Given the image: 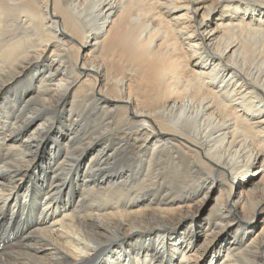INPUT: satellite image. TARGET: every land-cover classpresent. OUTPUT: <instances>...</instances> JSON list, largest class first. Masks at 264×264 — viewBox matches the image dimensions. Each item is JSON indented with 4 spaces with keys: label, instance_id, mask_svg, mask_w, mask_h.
<instances>
[{
    "label": "bare ground",
    "instance_id": "bare-ground-1",
    "mask_svg": "<svg viewBox=\"0 0 264 264\" xmlns=\"http://www.w3.org/2000/svg\"><path fill=\"white\" fill-rule=\"evenodd\" d=\"M90 1L0 0V264H264V0Z\"/></svg>",
    "mask_w": 264,
    "mask_h": 264
},
{
    "label": "rangeland",
    "instance_id": "rangeland-1",
    "mask_svg": "<svg viewBox=\"0 0 264 264\" xmlns=\"http://www.w3.org/2000/svg\"><path fill=\"white\" fill-rule=\"evenodd\" d=\"M99 1H97V0H91L88 4H86L84 7H82L81 9H79L78 11H73V13L74 14H76L77 16H78V18H79V20H80V24H81V26H83V28L86 30V31H91V32H93V31H95L96 29H98V28H100L101 27V20L99 19V16H98V13H97V6H98V3ZM91 12V13H90ZM95 16V17H94ZM88 18V19H87ZM200 18V17H199ZM198 17H197V19H199ZM99 19V20H98ZM213 21H215V20H213ZM100 26V27H99ZM93 29V30H92ZM143 35H145V33L143 34ZM254 39L256 40V37H254ZM251 40V39H250ZM260 43H259V42ZM250 42V41H249ZM249 42H248V45L250 46V44H249ZM253 44H251V46L253 47V49H257L258 50V53H256L257 51H255V50H253V51H251L252 50V47L250 46V51L251 52H247L245 55L246 56H244V53L243 54H240L239 56H237V57H240V58H237L236 57V59H235V64H234V66L236 65V68H237V71H239V72H241V75H243V74H245V75H250L249 77H251V79L252 78H255V76H257V78H255V79H257L259 82H262L263 83V80L264 79H261V78H264V72H261V68H262V70L264 71V60L262 61V59H264V56H262L261 57V54H262V50H263V47H264V42L262 43V40H258V38H257V41H254L253 40V38H252V41H251ZM259 43V44H256L255 45V43ZM261 44H263V47H261L262 45ZM258 47H261V49L262 50H260V48H258ZM259 51H260V54H259ZM252 52H253V54H252ZM247 54L250 56V58L247 60ZM242 55H243V57H242ZM257 55H260V56H257ZM245 57V58H244ZM262 59H261V58ZM253 59V60H252ZM238 60V61H237ZM238 62V63H237ZM263 62V63H262ZM261 65H263V66H261ZM247 66V67H246ZM243 68V69H242ZM247 68V69H246ZM241 69V70H240ZM244 71V72H243ZM258 73H260V74H258ZM255 75V76H254ZM261 76V77H260ZM229 78V77H228ZM259 78L261 79V80H259ZM233 81V80H232ZM231 81V82H232ZM218 82V81H217ZM226 82V81H225ZM234 82V81H233ZM224 85L225 84H222V85H219L220 87H217V90H219L218 88H220V90H222L223 89V87H224ZM229 90V89H228ZM223 92H225V91H223ZM264 99V98H263ZM256 100H254V102H255ZM246 104V103H245ZM263 103H261L260 105H262ZM246 105H248V104H246ZM260 105H258V106H260ZM188 107V108H187ZM190 107V108H189ZM192 107H193V109H192ZM184 109H186V110H184ZM188 109V110H187ZM182 110V112H180ZM195 110V111H194ZM239 110H241V109H239ZM188 112V113H186V112ZM202 111V110H198L197 111V108L195 107V105L194 106H185V107H183L182 109H179V111H178V115L181 113V115L180 116H182V117H184L183 119H185L186 120V117H187V120H188V123H187V121H185L184 120V122H186L187 124H188V126H189V128L191 129V131H192V133H194L195 132V134H200L201 132L200 131H202V134L201 135H203V133L205 132V133H208V134H205V135H209V131H211V128L213 127V129L215 128V125H214V123L212 122V121H214V120H212V117H208L207 115H205V113L204 112H200ZM196 112V113H195ZM200 113V115H198ZM240 113H242V112H240ZM189 114H190V116H189ZM191 114H192V116H191ZM202 114H203V116H202ZM198 117H196V116ZM195 116V117H194ZM200 116V117H199ZM190 117H191V120H190ZM203 118V119H202ZM181 119V118H180ZM183 119H181V121L183 120ZM214 119V118H213ZM190 121V122H189ZM203 121V122H202ZM206 121V122H205ZM203 123V124H202ZM211 125H209V124ZM216 123H217V121H216ZM190 124V125H189ZM208 126V127H207ZM206 128V129H205ZM207 130V132L205 131V130ZM212 129V130H213ZM194 131V132H193ZM194 134V135H195ZM219 135V133H217V134H215V135H211L210 136V139H213V137H216V136H218ZM219 138V137H218ZM216 140H218V139H216ZM226 142V141H225ZM218 144H220V143H217V145ZM224 144H226V143H224ZM218 146H220V145H218ZM224 146V145H223ZM222 146H220L219 148H220V150H224L225 148L224 147H222ZM228 151L230 150L229 148L227 149ZM233 150V149H232ZM248 155V153L247 154H239V153H236V155H229L228 156V158L230 159V166H232V165H234V167L236 166H239L240 165V163L239 162H242L241 164L242 165H244L245 164V160H246V156ZM231 157L232 158H234V159H232V160H234V161H232L231 160ZM238 157V158H237ZM243 157V158H242ZM236 158H237V161L239 160V162H237V161H235L236 160ZM228 159V160H229ZM232 161V162H231ZM245 161V162H244ZM234 162H236V163H238V164H232V163H234ZM43 205V204H42ZM208 207V206H207ZM205 210V211H204ZM208 210V209H207ZM206 214H207V211H206V209H203L200 213H199V216L201 217V218H203V217H205L206 216ZM203 216V217H202ZM189 224V223H188ZM218 237L220 238L221 237V234L220 235H218ZM210 252L207 250L204 254H203V257H201L200 258V260L203 262V261H205V259H206V257L208 256V254H209Z\"/></svg>",
    "mask_w": 264,
    "mask_h": 264
}]
</instances>
